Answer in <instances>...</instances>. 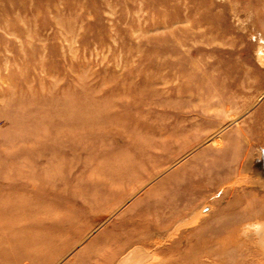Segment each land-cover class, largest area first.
I'll use <instances>...</instances> for the list:
<instances>
[{"label": "rangeland", "instance_id": "rangeland-1", "mask_svg": "<svg viewBox=\"0 0 264 264\" xmlns=\"http://www.w3.org/2000/svg\"><path fill=\"white\" fill-rule=\"evenodd\" d=\"M262 106L264 0H0V264H104L141 230V264H264ZM217 139L250 159L211 174Z\"/></svg>", "mask_w": 264, "mask_h": 264}, {"label": "bare ground", "instance_id": "bare-ground-1", "mask_svg": "<svg viewBox=\"0 0 264 264\" xmlns=\"http://www.w3.org/2000/svg\"><path fill=\"white\" fill-rule=\"evenodd\" d=\"M207 89H209V90L201 92V93L199 92V93L205 97V99L207 100V104H210L213 100V97H216V95H214V94H216L217 91L214 89V87H210V88L208 87ZM210 94H213V95H211L209 97ZM219 101L221 102V100H219ZM82 121H84V120H82ZM251 123L252 124H250L248 126V128H246L245 130H242L241 132L246 138H251L250 141L255 146L256 152H254V155L252 157V162H251L252 165L251 166H253L252 169H254V172L256 171L259 174L260 181L253 182L252 184H253V187L260 189V188H264V180H263L264 179L263 178L264 177V106H262L261 108H259L255 112V119ZM243 131H245V132H243ZM237 137H241V136L237 135ZM218 144H220V146H219V148H215V152L219 153V155L221 156V161L218 163H215V166H213V170H212L213 172H211V174L214 173L217 175V174H220L223 172H230L232 169V161L233 160H235V161L239 160L238 161L240 163L239 165L243 166L244 165L243 163L245 161H247V159H250L249 155H251V154L249 152V149L245 148L243 144L241 145L240 141L237 144H232L228 141L222 143L219 141ZM99 162H101V161H99ZM112 168L113 167H110L111 170H112ZM116 170L117 169H115L113 171V173L117 172ZM102 173H106V172L105 171L102 172V169H101V171H98L97 174H99L101 177L98 178V181L96 182V184H92V183H87V184L85 183L84 184V182L82 184V182L80 180L74 184V188L72 189V192L75 195V197L78 199L77 201L80 203V205L82 207H85V206H88L91 204H98L99 202H102L104 200V198H103L104 193L107 194L109 192L110 189H109V187H107V183H105L102 179ZM106 175H108V174H106ZM242 182H244V181L242 180ZM93 187L97 188L96 191H95V188L92 189ZM91 190H93V191H91ZM221 191H222V189H221ZM119 200H120V198H119ZM225 203L226 202H224V204ZM196 209H198V207ZM192 214H194V213L192 212ZM48 215L51 216V213H49ZM55 216H57V215H55ZM185 223L187 224V221H185ZM187 226H188V224H187ZM152 234H153L152 232L149 233L148 231H142L141 230L140 232L136 233L135 235H132V237H129V239H127L124 243H122V245L117 246L115 248V250H113L112 252H110L108 254L107 258H105L104 264H141L142 262H144V260L146 259V256H147V254L145 252V250H147V249L143 248L142 243H144V241H146L147 238L150 237ZM168 234H170V233H168ZM209 240H212V239H209ZM166 242H168V241H166ZM198 243L200 244V241H198ZM181 245H180V247H181ZM180 247H178V248H180ZM198 250L200 252L202 251L201 252L202 255H203V253H205V256H207V257H210V255H212L216 252L214 250L211 251V253L208 250H202V249L201 250L198 249ZM198 250H197V252H198ZM222 251L226 252V249L222 248L221 252ZM150 255H151V253H150Z\"/></svg>", "mask_w": 264, "mask_h": 264}]
</instances>
